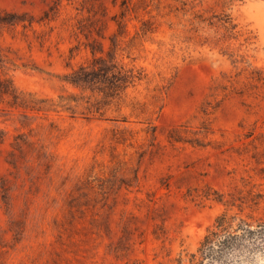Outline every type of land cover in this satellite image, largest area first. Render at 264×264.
<instances>
[{"label":"rangeland","instance_id":"rangeland-1","mask_svg":"<svg viewBox=\"0 0 264 264\" xmlns=\"http://www.w3.org/2000/svg\"><path fill=\"white\" fill-rule=\"evenodd\" d=\"M226 211L264 222V0H0V264H179Z\"/></svg>","mask_w":264,"mask_h":264},{"label":"trees","instance_id":"trees-1","mask_svg":"<svg viewBox=\"0 0 264 264\" xmlns=\"http://www.w3.org/2000/svg\"><path fill=\"white\" fill-rule=\"evenodd\" d=\"M95 62L96 69L89 72L86 67H81L73 73L70 82L86 89L95 80L109 75L121 86H128L137 78L131 71L124 68L117 71L115 66L107 65L104 58L95 59ZM223 199L224 196L220 195L219 201ZM227 204L234 206V202ZM251 219L224 212L208 229L197 250L187 254L186 259L180 258L179 264H255L258 256L264 254V222L255 225Z\"/></svg>","mask_w":264,"mask_h":264}]
</instances>
